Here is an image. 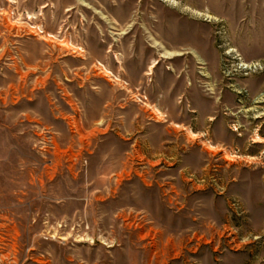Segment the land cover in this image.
<instances>
[{
  "label": "rangeland",
  "instance_id": "rangeland-1",
  "mask_svg": "<svg viewBox=\"0 0 264 264\" xmlns=\"http://www.w3.org/2000/svg\"><path fill=\"white\" fill-rule=\"evenodd\" d=\"M262 129L264 0H0V264H264Z\"/></svg>",
  "mask_w": 264,
  "mask_h": 264
},
{
  "label": "crops",
  "instance_id": "crops-1",
  "mask_svg": "<svg viewBox=\"0 0 264 264\" xmlns=\"http://www.w3.org/2000/svg\"><path fill=\"white\" fill-rule=\"evenodd\" d=\"M44 93H42V98H41V101H43L44 103H45V100L44 99H46V97L44 98ZM46 109L49 111V113H51V115L52 116H54V109H53V107H51V105H50V103L49 102H46ZM129 109H133V108H131V107H129ZM128 109V110H129ZM122 110V109H121ZM129 115H130V111H128L127 113L126 112H123V117H122V120H121V125L123 126V125H127V123L129 122ZM138 117L140 118V115L139 116H135V119L134 120H137L138 119ZM126 119H127V121H126ZM127 122V123H126ZM215 128H216V131L218 132L217 133V136L215 137L216 138V140L217 139H219V133H222L223 134V132H224V125H222L221 124V122H217V125L215 126ZM263 130V132H264V129H262ZM230 138H231V136L229 137L228 136V141H226V143H227V145H228V147H230L231 146V140H230ZM223 141V140H222ZM254 142H258V143H262V142H264V134H260L259 135V140H257V141H254ZM262 152V151H261ZM222 156H225V157H227L228 155H226V153H225V155H222Z\"/></svg>",
  "mask_w": 264,
  "mask_h": 264
}]
</instances>
